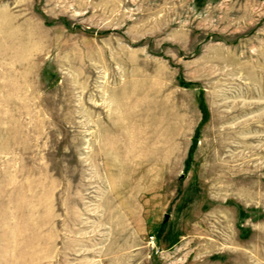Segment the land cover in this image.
I'll use <instances>...</instances> for the list:
<instances>
[{"label": "rangeland", "instance_id": "1", "mask_svg": "<svg viewBox=\"0 0 264 264\" xmlns=\"http://www.w3.org/2000/svg\"><path fill=\"white\" fill-rule=\"evenodd\" d=\"M0 264H264V0H0Z\"/></svg>", "mask_w": 264, "mask_h": 264}, {"label": "trees", "instance_id": "2", "mask_svg": "<svg viewBox=\"0 0 264 264\" xmlns=\"http://www.w3.org/2000/svg\"><path fill=\"white\" fill-rule=\"evenodd\" d=\"M195 144H196V141H195L194 145H195ZM194 145H193V146H194Z\"/></svg>", "mask_w": 264, "mask_h": 264}]
</instances>
